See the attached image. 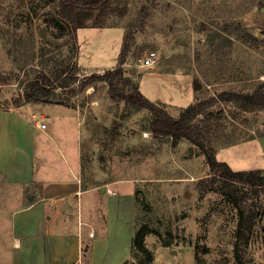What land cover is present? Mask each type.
I'll return each mask as SVG.
<instances>
[{"label":"rangeland","instance_id":"1","mask_svg":"<svg viewBox=\"0 0 264 264\" xmlns=\"http://www.w3.org/2000/svg\"><path fill=\"white\" fill-rule=\"evenodd\" d=\"M61 1L0 0V171H13L22 181L17 188L13 182L0 185V213L33 179L68 177L80 189L105 186L106 191L118 181L121 193L129 189L138 200L129 198L123 212L133 221V233L137 218L161 234L145 237L153 264H195V246L198 264H264V191L240 186L239 197L246 199L240 198L238 206L215 192L200 196L198 182L209 176V168L195 146L151 134L150 113L129 111L110 97L106 83L95 81L84 89L79 84L116 67L126 41V77L173 118L222 92L250 94L264 82V0H114L105 16L109 27L76 31V54L74 40L68 34L58 38L49 25ZM151 51L157 65L141 66ZM69 66L71 71L57 81ZM43 75L52 100L15 107L22 87ZM43 104H50L48 135L33 127L34 117L44 121L45 116L31 107ZM208 112L211 119L203 114L195 120L208 146L264 134V107L244 112L220 102ZM254 147H231L215 157L246 170L258 164L250 163L257 155ZM80 202L75 194L51 209L63 213L70 228H80ZM240 208H250L254 221L247 243L237 249L241 263L235 253ZM26 214L35 216L33 210ZM53 220L49 225L58 227ZM96 229L99 237L103 227ZM112 236L110 227L105 238ZM87 244L84 240L88 259Z\"/></svg>","mask_w":264,"mask_h":264},{"label":"trees","instance_id":"2","mask_svg":"<svg viewBox=\"0 0 264 264\" xmlns=\"http://www.w3.org/2000/svg\"><path fill=\"white\" fill-rule=\"evenodd\" d=\"M113 1L62 0L59 3L55 16L50 19L49 25L57 31L58 38L68 34L74 40L71 50L72 53L76 54V31L82 28L109 27L105 24V16L113 6ZM126 45L127 42L125 41L116 67L104 71L103 74H93L85 77L79 83L81 89L92 86L95 81L106 83L110 97L114 100L123 101L129 111L137 112L144 109L150 113L151 123L149 132L151 134L158 137H168L173 144L180 139H185L195 146L204 156L205 163L209 168V176L198 182L200 196L208 192H215L226 198L230 204L238 206L241 198L238 193L240 186L264 191V169L234 171L227 163L218 161L215 157V151L219 147H216L212 142L208 146L204 140L202 131L195 124L196 118L203 114L205 117L210 114L208 118L211 119L213 115L211 112L205 114L206 110L220 102L233 103L236 108L244 112H253L254 110L263 108L264 82L250 94L222 92L208 99L192 103L181 109L178 118H173L161 106L145 98L139 91L138 86L125 76L126 73L122 67L125 64L124 56L128 52ZM71 69L72 67L69 66L62 70L61 74L55 77L56 80L59 81ZM0 82H3L2 78H0ZM48 86L49 79L45 75L30 80L22 87V91L17 100H15L14 106L18 108L23 104L33 101L50 102L52 95L48 91ZM210 119L208 120L210 121ZM240 141L236 140L234 143H226L220 147L236 144ZM134 198L137 203L136 195H134ZM243 198H241L242 202L245 201L246 197ZM238 215L239 219L235 233L237 242L235 253L237 261L241 263V252L237 251V249L241 250V247L243 248L244 244L247 243L254 221L251 218L252 211H250V208H240ZM148 234H153L157 237L161 236L158 230L152 229L148 224H138L136 218V230L131 240V256L133 261H126L123 264H153V253L145 245V237ZM194 262L195 264L199 262L197 246L194 247Z\"/></svg>","mask_w":264,"mask_h":264},{"label":"crops","instance_id":"3","mask_svg":"<svg viewBox=\"0 0 264 264\" xmlns=\"http://www.w3.org/2000/svg\"><path fill=\"white\" fill-rule=\"evenodd\" d=\"M49 105L31 107L32 110L42 112L45 116L47 131L41 133L46 135L50 130V122L47 120L50 116L47 109ZM33 127L37 130L35 125ZM244 145L249 146V149L250 146H255L252 150H255L257 155L250 163H258L257 166L243 170V168L232 167L226 159H224L225 163L235 170L241 169L240 171L264 169V134L233 145L219 147L215 155L231 147ZM14 173L0 171V185L13 182V186L19 187L22 181H19L20 178L18 179L17 175L13 177ZM70 182L68 177L63 180L49 181L33 179L30 185L26 187L23 185L24 189L21 186L19 192L12 194L9 198L12 201V207L0 213V242L1 245L4 244L0 250V264H85L84 259L88 261L86 264H123L126 261H133L129 245V237L134 234L133 221L129 220L127 214L124 216L123 212L125 202L127 204L129 198H134V193L129 189L125 191L121 189L123 190L121 193L118 181L110 182L112 186L108 189L112 191L111 193H107L105 186L80 189L79 184ZM103 189L104 192H100ZM75 194L77 200L84 203V206L80 208V228L78 225L75 228L72 225L70 228V225L61 219L63 213L60 214L51 209L55 208L57 202L69 199ZM85 195L83 202L82 197ZM115 197L117 198L111 199ZM32 210L35 216L28 219L26 213ZM124 218L127 220L126 224L123 222ZM51 219L56 221L58 227L49 225ZM94 223H98L97 227H103L99 237ZM110 227L115 232L116 238L113 236L105 238L109 234ZM126 227L128 228L125 232ZM106 230L107 235L104 237ZM84 240L88 241L87 246L89 245L92 250L88 259L84 257Z\"/></svg>","mask_w":264,"mask_h":264},{"label":"built area","instance_id":"4","mask_svg":"<svg viewBox=\"0 0 264 264\" xmlns=\"http://www.w3.org/2000/svg\"><path fill=\"white\" fill-rule=\"evenodd\" d=\"M157 62L158 61H157L156 53L151 51L147 53L146 56L142 59L141 66L151 68V67L156 66ZM34 120H35V127L39 131L41 132L47 131V125L43 120H39L35 117H34ZM111 192H112L111 190L109 189L107 190V193H111Z\"/></svg>","mask_w":264,"mask_h":264},{"label":"water","instance_id":"5","mask_svg":"<svg viewBox=\"0 0 264 264\" xmlns=\"http://www.w3.org/2000/svg\"><path fill=\"white\" fill-rule=\"evenodd\" d=\"M125 76H129V75L125 74ZM101 192H104V189L101 190ZM166 243L169 244V241H166Z\"/></svg>","mask_w":264,"mask_h":264}]
</instances>
